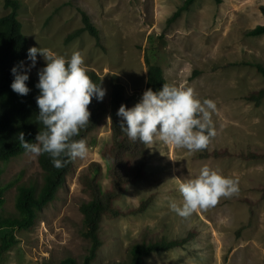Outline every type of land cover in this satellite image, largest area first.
<instances>
[{
	"label": "rangeland",
	"instance_id": "374dc122",
	"mask_svg": "<svg viewBox=\"0 0 264 264\" xmlns=\"http://www.w3.org/2000/svg\"><path fill=\"white\" fill-rule=\"evenodd\" d=\"M19 1L17 18L28 47L47 48L65 58L79 51L84 66L100 76L104 100L110 75L116 73L130 96L128 108L139 102L147 53L162 67L167 84L191 87L201 101L211 99L216 104L212 115L216 135L206 156L195 157L186 149L160 142L146 147L144 176L127 184L116 203L126 211L148 195L150 199L135 214L102 217L99 234L103 242L93 264L123 260L130 243L140 238L181 236L188 231L194 235L184 247L151 252L144 264H264V156L240 155L264 151V95L259 104L244 98L249 90L264 87V76L245 62L264 65V33H244L255 24H264L259 10L264 0H193L172 20L168 17L183 0ZM78 8L98 28L99 44L87 31L63 41L66 33L81 25ZM7 11L0 0V15ZM30 65L27 56L21 70L38 78L45 61L37 54L35 66L28 70ZM108 123L106 114L94 140L87 143L86 156L73 161L64 185L38 212L34 223L13 229L16 240L0 254V264H46L65 255L80 262L87 241L79 233L78 205L85 194L77 174L91 160L104 171L99 149L109 138ZM212 150L221 153L214 155ZM203 166L237 179L239 192L207 211L182 218L169 204L181 202L179 184L198 175ZM8 180L13 183L4 190L0 211L14 212L16 185L40 181L36 157L24 152L2 163L0 181ZM99 181L107 188L106 175L102 173Z\"/></svg>",
	"mask_w": 264,
	"mask_h": 264
},
{
	"label": "trees",
	"instance_id": "16d2710c",
	"mask_svg": "<svg viewBox=\"0 0 264 264\" xmlns=\"http://www.w3.org/2000/svg\"><path fill=\"white\" fill-rule=\"evenodd\" d=\"M193 0H183L168 17L172 20L182 9L188 8ZM4 8L8 11L0 15V174L2 163L25 152L18 140V134L23 132L25 140L35 142L38 131L43 125L37 122L38 106L36 97L39 89L36 87L38 78L31 77L25 82L30 89L27 95L15 93L10 85L14 79L12 68L18 72L21 70L22 60L28 56L27 37L21 29V22L17 18L19 0H2ZM79 9V8H78ZM261 15L264 17V5H259ZM81 25L65 34L63 41L78 36L82 31H87L94 37L95 43L99 44L98 28L91 22L87 12L79 9ZM248 35L264 33V24L258 23L247 28L244 32ZM146 79L143 91L151 88L158 91L167 81L163 75L162 67L156 60H150L145 53ZM252 64L255 69L264 76V65L260 62L245 61ZM85 67V66H84ZM86 73L94 83L101 87L100 76L91 68L85 67ZM264 95V87L249 90L244 98L259 104ZM130 96L124 92V86L119 76L112 73L108 83L107 99H97L94 95L88 106L90 112L89 125L80 130L74 139H84L86 144L93 141L95 131L101 121L108 117L109 138L99 149V155L104 163L102 166L96 160L89 161L77 174L81 191L85 194L78 205L81 214L79 233L87 241L85 250L78 263L74 256L65 255L61 258L47 261L46 264H93L103 238L101 231V219L103 216L113 217L119 214H135L142 211L148 201L149 195L140 200L137 206L122 211L116 200L124 194L127 184L133 183L144 176L146 162V145L139 141L133 142L128 139L126 133L120 129L121 118L117 116V110L121 104L128 108ZM212 154L221 152L212 150ZM195 157H204L207 150L193 153ZM241 157L256 159L264 156L251 150L240 152ZM64 159H67L66 157ZM40 168V181H23L16 185L14 194V212L0 211V254L15 242L13 229L30 227L38 212L50 201L55 199L57 191L64 185L65 177L73 166V161L67 162L63 168L53 166L52 158L48 154L36 157ZM103 171V172H102ZM108 178L107 188L103 189L99 178L101 174ZM13 180L5 183L0 181V207L3 203V193ZM238 233V229L236 230ZM193 232H186L181 236L160 235L157 237H143L130 243L126 256L123 260L113 264H144V259L151 252L168 250L174 247H184L185 243L193 237Z\"/></svg>",
	"mask_w": 264,
	"mask_h": 264
},
{
	"label": "clouds",
	"instance_id": "9594fccd",
	"mask_svg": "<svg viewBox=\"0 0 264 264\" xmlns=\"http://www.w3.org/2000/svg\"><path fill=\"white\" fill-rule=\"evenodd\" d=\"M37 54L45 61L36 84L37 122L44 127L38 131L34 143L26 141L23 132L18 134V140L25 152L33 157L48 154L53 166L60 169L67 162L86 156V141L74 137L89 125L88 106L92 97L102 99L105 90L86 73L84 57L79 51L65 58L47 48L30 47L28 70L35 66ZM11 71L14 75L11 89L27 95L30 91L25 83L29 79L27 71L18 72L15 67ZM215 112V102L201 101L193 88L163 84L158 91L146 89L131 108L121 104L116 114L121 118V131L133 142L139 141L148 148L160 142L196 153L205 150L216 135L212 120ZM178 191L181 202H171L169 209L188 218L198 210L215 207L222 198L237 195L239 187L237 179L203 166L198 175L181 182Z\"/></svg>",
	"mask_w": 264,
	"mask_h": 264
}]
</instances>
